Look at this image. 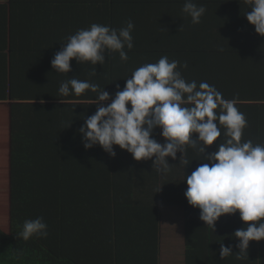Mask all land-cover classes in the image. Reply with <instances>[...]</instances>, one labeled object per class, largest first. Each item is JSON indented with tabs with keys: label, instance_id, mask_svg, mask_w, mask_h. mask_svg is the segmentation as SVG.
Returning a JSON list of instances; mask_svg holds the SVG:
<instances>
[{
	"label": "trees",
	"instance_id": "trees-1",
	"mask_svg": "<svg viewBox=\"0 0 264 264\" xmlns=\"http://www.w3.org/2000/svg\"><path fill=\"white\" fill-rule=\"evenodd\" d=\"M37 3L52 4L55 11L39 15L33 9ZM147 3L156 0H0V264H156L150 261L157 248V208L135 205L131 187H125L133 168L131 154L113 146L114 157H98L93 155L103 153L94 150L99 145L83 147L78 129L96 112L97 93L91 91L92 99L79 102L63 100L65 96L56 92L61 82L75 78L114 96L117 84L122 90L125 79L147 64L150 49L125 47V62L119 52H106L105 63L95 65L94 75L89 62H70L67 74L53 71L50 64L68 36L92 24L118 27L124 15L120 12L127 6L138 14L136 7ZM193 3L205 8L196 30L204 44L189 47L187 67L179 65L176 70L197 86L201 82L214 86L223 99L251 106L255 110L243 112L247 123L263 129L264 36L246 20L251 4ZM83 4L90 9L85 16L89 22L68 11ZM237 9L241 13L236 14ZM43 27H51L47 38L56 33L57 44L42 50L27 46L28 40L44 36ZM193 34L191 30V39ZM71 72L76 74L70 76ZM99 185L109 189L102 191ZM184 205L186 215L199 211L185 196ZM38 217L47 225V236L23 240L24 221Z\"/></svg>",
	"mask_w": 264,
	"mask_h": 264
},
{
	"label": "clouds",
	"instance_id": "clouds-1",
	"mask_svg": "<svg viewBox=\"0 0 264 264\" xmlns=\"http://www.w3.org/2000/svg\"><path fill=\"white\" fill-rule=\"evenodd\" d=\"M244 2L251 4L246 20L257 34L264 36V0ZM182 12L191 17L192 24H198L205 8L193 0H185ZM133 28L129 21L119 30L100 24L80 29L66 38L67 42L50 61L51 68L67 74L71 71L70 61L75 59L79 64L89 62L94 66L91 73L94 75L95 65L105 63L106 52L110 51L119 52L125 62L128 59L125 47L131 50L134 46ZM178 64L179 61H170L167 56H161L154 64H144L125 79L122 90L116 85L114 96L94 83L75 78L61 82L58 92L65 97L80 96L85 90L97 93L93 102L97 105L96 112L78 129L86 150L99 145L114 157L113 146H118L135 161L152 159L156 171L163 173L169 166L166 157L175 160L177 152H185V146L196 148L207 162L184 180L187 203L200 210L199 219L213 232L219 217L238 211L247 226L233 234L238 241L236 254L238 258L241 254L248 256L249 242L264 240V146L253 145L251 140L241 143L247 121L235 106L236 101L223 99L206 82L197 86L196 81H186L176 70ZM110 99L111 103L105 105ZM217 122L225 129L226 139L214 152L205 154L207 146L221 135ZM155 129H160L163 144L152 138ZM184 163L188 165L187 160ZM33 235L47 236L42 217L24 221L20 236L27 241ZM232 254L231 245L220 244L221 259Z\"/></svg>",
	"mask_w": 264,
	"mask_h": 264
},
{
	"label": "crops",
	"instance_id": "crops-1",
	"mask_svg": "<svg viewBox=\"0 0 264 264\" xmlns=\"http://www.w3.org/2000/svg\"><path fill=\"white\" fill-rule=\"evenodd\" d=\"M76 1L86 2L87 0ZM157 1L156 4L147 3L148 6L145 7L138 5L136 7L138 14L131 5L127 6L120 12V14H124L121 18L119 17L120 25L112 28L119 30L127 26V23L131 21L134 25L131 32L133 48L150 49L147 64H154L161 56H167L170 61L171 57H173V60L179 61V67V65L186 63L187 55L185 53L187 49L189 47L202 46L204 40L201 36L196 37V30L199 26L198 24H192L191 17L182 12L184 4L180 2L181 0H173L171 2L161 0L162 4H159ZM108 4L110 3L108 2ZM33 9L39 15H45L47 12L55 11V6L37 3L33 6ZM207 9L211 10L212 8ZM89 10L86 4H83L79 10L69 9L68 11H76V13H79L78 16L84 17V22H87L88 19L85 16ZM239 13L241 12L237 9L236 14ZM68 25L71 24L69 23ZM24 28L30 31L32 27ZM79 28L83 27H70L71 30H78ZM191 30L194 31V39L190 38ZM46 33L51 34V27H43L42 34L44 36L35 40L30 39L26 45L30 47L36 45L41 50L53 47L54 44H57V40L55 39L56 33H53L49 38H47ZM45 37L47 39H44ZM172 51H176L178 54L172 55ZM142 53L140 55L143 58L144 55ZM70 62L76 61L73 59ZM87 63L85 62L82 65H87ZM75 74V72H71L70 76H74ZM58 89H56L57 93H59ZM91 93V90H85L80 97L69 95L63 100L88 102L92 99L89 97ZM235 106L241 113L255 110L251 109V106L236 104ZM216 111L219 112L220 109L218 108ZM261 118L264 119V114L261 115ZM245 119L249 120L247 116H245ZM218 127H220L221 135L212 145L207 146L205 154L214 152L216 146L224 143L226 139L224 136L225 129L219 123ZM195 136L196 134H193V138ZM152 138H155L161 144L164 142V139L160 136V129L153 131ZM249 140L252 141L253 145H257L260 140V145L264 146V122L263 129H256L255 123L252 124L250 121L247 123V127L243 129L241 143ZM185 149V152L182 154L177 152L175 160L166 157L169 166L168 170L163 173L156 171L157 166L152 165V159L135 161L132 158L131 160L133 162L130 175L131 183H125V187H131V191L134 193L132 196L133 203L137 206L157 208V248L156 252L154 251L151 254L152 260L150 262L155 260L156 264H264V240H261L260 243L250 241L247 249L248 256L241 254L240 258H238L236 253H238L239 249L235 246L238 241L234 238L233 234L236 230L247 225L241 221L236 213L225 214L219 217L215 223L214 232L199 219L200 210L197 214L191 212L188 215L185 214L184 192L187 185L184 180L201 163L207 162L201 159L202 154L196 148L185 146ZM94 150L100 153L103 151L100 146L95 147ZM102 155L110 156L104 151L100 155L95 154L93 156L101 157ZM185 160L188 161V165L184 163ZM97 187L102 191L109 189L108 185L106 187L100 185ZM163 192H168V194L164 195ZM150 222L153 224V217H151ZM221 243L225 246L231 245L233 254L221 259L219 255Z\"/></svg>",
	"mask_w": 264,
	"mask_h": 264
}]
</instances>
